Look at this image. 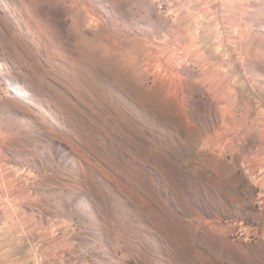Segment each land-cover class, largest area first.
<instances>
[{
  "label": "rangeland",
  "instance_id": "rangeland-1",
  "mask_svg": "<svg viewBox=\"0 0 264 264\" xmlns=\"http://www.w3.org/2000/svg\"><path fill=\"white\" fill-rule=\"evenodd\" d=\"M251 4L261 42L234 52L173 35L169 0H0V214L48 229L60 264H264Z\"/></svg>",
  "mask_w": 264,
  "mask_h": 264
},
{
  "label": "crops",
  "instance_id": "crops-1",
  "mask_svg": "<svg viewBox=\"0 0 264 264\" xmlns=\"http://www.w3.org/2000/svg\"><path fill=\"white\" fill-rule=\"evenodd\" d=\"M169 1L172 5L173 35L179 37L187 33L193 44L207 43L206 49H208L209 44L215 47L223 43L230 45L234 52H239L237 46L240 43H251L255 45L254 49L258 50V44L261 42V36L256 25L259 15L257 12H249L253 6L251 0ZM215 41L218 43L221 41V44H215ZM188 51L193 58H208L201 45L194 46ZM210 68H212V70L210 69L212 73L224 72V67L218 63L212 64ZM0 215H4L3 218L6 220L10 217L11 221L13 216L15 217L13 212L7 211ZM7 222V228L0 227V264L9 258L10 264H40L31 252L32 241H36L42 246L43 264H60L63 262L61 259L59 262L56 261L57 256H53L52 253L57 255L64 246L49 236L48 229L41 232L40 228L44 227L36 225L34 220H29V227L27 221L26 228L21 223L20 226H17L13 221L7 220ZM13 231L18 234L23 233L26 243H23L22 246L15 245L11 239ZM23 235L21 236L23 237Z\"/></svg>",
  "mask_w": 264,
  "mask_h": 264
}]
</instances>
